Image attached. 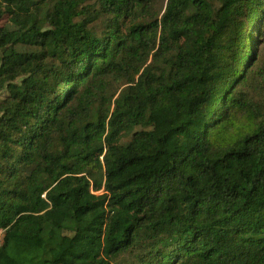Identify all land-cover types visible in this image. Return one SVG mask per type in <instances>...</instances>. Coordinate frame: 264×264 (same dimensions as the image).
Returning a JSON list of instances; mask_svg holds the SVG:
<instances>
[{
    "label": "trees",
    "instance_id": "1",
    "mask_svg": "<svg viewBox=\"0 0 264 264\" xmlns=\"http://www.w3.org/2000/svg\"><path fill=\"white\" fill-rule=\"evenodd\" d=\"M264 0H0V264H264Z\"/></svg>",
    "mask_w": 264,
    "mask_h": 264
},
{
    "label": "rangeland",
    "instance_id": "2",
    "mask_svg": "<svg viewBox=\"0 0 264 264\" xmlns=\"http://www.w3.org/2000/svg\"><path fill=\"white\" fill-rule=\"evenodd\" d=\"M263 38H261L260 41H258L257 43V51L261 53V49L263 48ZM3 236H4V233L3 232H0V242L2 241L3 239Z\"/></svg>",
    "mask_w": 264,
    "mask_h": 264
}]
</instances>
